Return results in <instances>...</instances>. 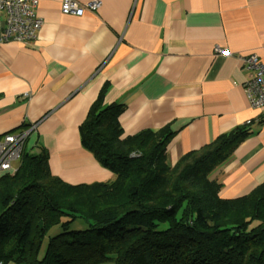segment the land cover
Returning a JSON list of instances; mask_svg holds the SVG:
<instances>
[{"label": "crops", "instance_id": "1", "mask_svg": "<svg viewBox=\"0 0 264 264\" xmlns=\"http://www.w3.org/2000/svg\"><path fill=\"white\" fill-rule=\"evenodd\" d=\"M61 1H38L41 25L32 40L0 43V137L26 129L24 150H45L51 174L66 183L110 181L114 175L79 136L105 85L103 106H122L121 138L170 127V165L250 126L211 177L221 198L264 181V106L247 98L241 59L255 53L264 63V0H98L82 15L62 13ZM3 18L0 12V32Z\"/></svg>", "mask_w": 264, "mask_h": 264}, {"label": "trees", "instance_id": "2", "mask_svg": "<svg viewBox=\"0 0 264 264\" xmlns=\"http://www.w3.org/2000/svg\"><path fill=\"white\" fill-rule=\"evenodd\" d=\"M105 88L79 136L114 178L66 183L51 174L45 150L23 147L16 169L0 174V264H264V181L245 195L221 198L219 181L208 177L250 126L170 165V127L121 138L122 106H103ZM76 220L86 227L70 229Z\"/></svg>", "mask_w": 264, "mask_h": 264}, {"label": "built area", "instance_id": "3", "mask_svg": "<svg viewBox=\"0 0 264 264\" xmlns=\"http://www.w3.org/2000/svg\"><path fill=\"white\" fill-rule=\"evenodd\" d=\"M39 0H0V12H3V27L0 32V43L8 40L27 42L35 37L41 25V20L35 13ZM99 1L92 0L84 4L76 0H62L60 11L64 14L82 15L98 8ZM214 52L229 54L226 49L214 47ZM243 66L249 72V77L243 84V89L253 107L264 106V63L255 53L243 58ZM27 130L17 133H4L0 137V174L12 172L13 163L18 161L27 139Z\"/></svg>", "mask_w": 264, "mask_h": 264}, {"label": "rangeland", "instance_id": "4", "mask_svg": "<svg viewBox=\"0 0 264 264\" xmlns=\"http://www.w3.org/2000/svg\"><path fill=\"white\" fill-rule=\"evenodd\" d=\"M219 165V164H218ZM217 166V165H216ZM216 166L214 167V168H216ZM213 168V169H214ZM212 169V170H213ZM212 170L209 172V174H208V177L210 178V179H212V177H211V172H212ZM86 224L82 221V220H76L75 222H73L72 224H71V226H70V229H83V228H85L86 226H85ZM59 231V228L58 227H55V228H52L50 231H49V235H55L57 232ZM45 242H46V239L44 240V243L43 244H45Z\"/></svg>", "mask_w": 264, "mask_h": 264}]
</instances>
